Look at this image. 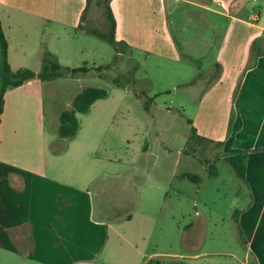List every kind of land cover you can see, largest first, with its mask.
Segmentation results:
<instances>
[{
    "label": "rangeland",
    "instance_id": "obj_1",
    "mask_svg": "<svg viewBox=\"0 0 264 264\" xmlns=\"http://www.w3.org/2000/svg\"><path fill=\"white\" fill-rule=\"evenodd\" d=\"M96 2L93 0L85 16L84 27L107 32L110 23L106 0ZM212 5L227 16L195 8L187 11L189 7L183 0H167L171 33L183 55L180 61L131 52L123 46L118 54L105 40L82 31L65 35L60 32L59 39L53 38L43 26L13 21L9 24L5 12H0L3 31L13 50L16 48L11 55L13 71L28 68L40 72L49 46L57 51L60 60L55 62L62 69L102 67L101 71L42 83L47 179L21 173L19 188L10 183L8 172L3 179L7 199L20 203L24 214L37 217L49 212V200L57 203L59 199L58 207L61 200L66 204L77 201L80 214L86 216L82 224L87 232L92 227L88 221L90 208L95 221L104 214L113 219L133 212L132 222L119 224L117 232L102 228L93 245L97 247L100 241L104 246L109 240L92 264L248 262L245 238L238 235L231 217L241 181L218 147L211 146L206 153L197 148L195 140L191 141L187 120L194 116L203 88L217 74L215 60L227 27L234 23L232 19L255 23L252 17L259 16L257 23L264 25V0H231L225 7ZM238 28L244 36L249 33L244 25ZM261 36L260 42L264 34ZM3 69L0 54V97ZM86 87L104 88L108 97L86 114L76 115L79 132L73 140L60 139L58 118ZM23 93V111L33 126L27 102L33 92ZM31 141L25 143L33 144V136ZM58 151L61 157L51 156ZM210 166L217 175L209 174ZM57 168L64 173H57ZM184 173L199 177V182L178 178ZM54 178L62 183L49 188V180ZM162 194H166L165 202ZM14 248L22 247L7 233L2 234L0 264L26 261L29 255L34 259L43 257L31 245L23 246L20 255L13 252Z\"/></svg>",
    "mask_w": 264,
    "mask_h": 264
},
{
    "label": "crops",
    "instance_id": "obj_2",
    "mask_svg": "<svg viewBox=\"0 0 264 264\" xmlns=\"http://www.w3.org/2000/svg\"><path fill=\"white\" fill-rule=\"evenodd\" d=\"M183 1L189 7L187 11L195 8L224 16V13L215 11L212 4L225 7L231 0ZM85 7L86 0H0V12H5L9 24L13 21L24 26H43L57 39L60 32L64 35L67 32L86 33L78 29L83 25L81 16ZM110 7L116 21V40L122 42L124 48L172 61L183 58L171 33L167 0H111ZM252 19L255 23L233 18L234 23L227 27L215 60L217 74L203 88L188 125L205 142H211L210 147H218L224 160L235 154L245 157L244 177H238L242 185L240 196L234 202L231 217L238 235L245 238L246 264H264V39L259 41L264 34V25L257 23L259 16ZM0 21L3 29L1 15ZM238 25L248 27L249 33L244 36ZM5 37L11 67V55L16 53V48L13 50L9 37L6 34ZM45 49L60 60L57 51L50 46ZM21 53L25 54L24 51ZM42 83L46 82L27 81L14 88L17 92L8 89L3 97L0 115V236L7 233L18 247L31 245L43 254L39 259L29 255L26 261L13 264H92L109 240L104 246L100 241L97 247L93 245L95 238L104 231L102 228L106 232H117L119 224L123 226L132 222L133 212L113 219H107L104 214L95 221L90 208L88 221L92 227L87 232L82 224L86 216L80 214L77 201L66 204L61 200V207H58L59 199L57 203L49 200V212L35 217L29 212L24 214L20 203L7 199L3 187L6 172L16 188L22 184L21 173L47 179ZM28 90L33 92L27 101L32 110L33 126L27 122L20 98V94ZM31 136L34 145L28 146L25 142H32ZM211 154H216L213 149ZM51 156L59 158L62 153L58 151ZM56 172L63 171L57 168ZM58 183L62 182L50 179L49 188ZM165 199L166 194H162L161 200L165 202ZM21 215L24 217L20 218ZM22 248H14L13 252L23 254Z\"/></svg>",
    "mask_w": 264,
    "mask_h": 264
},
{
    "label": "trees",
    "instance_id": "obj_3",
    "mask_svg": "<svg viewBox=\"0 0 264 264\" xmlns=\"http://www.w3.org/2000/svg\"><path fill=\"white\" fill-rule=\"evenodd\" d=\"M102 0H97L96 3L100 4ZM93 0H86V7L83 11L81 16V22L83 25H79L78 29L85 31L88 34L95 35L102 40H105L109 45L119 54L120 47L123 46L122 42L116 40L115 32H116V21L113 16L110 2L111 0H106V11H107V18L110 23V28L107 32L99 31L97 29H90L87 30L84 27V20L86 14L89 12V9L92 6ZM7 39L2 29L1 21H0V54L4 60V69H3V86L1 91L0 97V115L3 109V97L5 92L8 89L18 88L23 85L25 82L38 79L41 82H50L54 81L55 79L61 78L62 76H69V77H77L78 75L87 74L92 70L101 71L102 67H86L82 66L79 68H61L59 64L55 62V57L50 54L49 52L45 53L43 56V67L40 72H34L31 69L24 68L13 71L8 63L7 60ZM117 87H122L120 85H116ZM108 97V92L104 88L101 87H86L85 89L79 91L74 97L71 102V106L69 109L63 111L59 118H58V127L57 133L60 139L71 141L75 138L79 130V122L77 119V114H86L91 106L98 100H102ZM154 99V98H151ZM188 124H191L189 120H187ZM192 136L191 141L196 142L197 148L204 153L209 151L210 143L205 142L202 138L196 135L195 129L191 130ZM220 145V144H217ZM225 161L229 163V165L234 170L235 174L239 178L244 177L245 172V157L243 155L235 154L234 156L226 157ZM209 170V174L211 176L217 175L216 169L211 168ZM180 179H188L191 181L199 182L200 178L189 174L184 173L179 176Z\"/></svg>",
    "mask_w": 264,
    "mask_h": 264
}]
</instances>
